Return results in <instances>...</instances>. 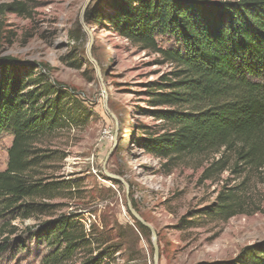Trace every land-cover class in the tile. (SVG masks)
<instances>
[{"label":"rangeland","instance_id":"rangeland-1","mask_svg":"<svg viewBox=\"0 0 264 264\" xmlns=\"http://www.w3.org/2000/svg\"><path fill=\"white\" fill-rule=\"evenodd\" d=\"M14 1L24 4L23 12L3 11V5ZM109 3L0 0V57L47 66L51 79L73 89L87 117L35 143L36 148L57 152L52 159L40 161L35 177L72 181L75 191L68 197H36L37 202L57 207L24 221L0 205V230L6 229L1 235H9L13 225L18 228L9 236V248L0 253V264H43L51 248L28 240L25 226L63 213H78L87 227L98 225L101 238L119 245L116 264H154L151 232L137 228L127 210V193L129 198L133 194L138 213L156 231L159 264L237 262L246 246L264 240V165L244 167L239 162L238 172H233L236 156L228 151V168L219 173L211 164L220 153H191L168 160L139 145L144 135L139 133L140 124L163 131L159 129L163 122L151 114L161 107L149 102V89L173 67L119 35L108 22H95L97 13L104 20L113 13ZM11 142V133L0 132V171L6 167ZM104 164L107 172L124 179L128 189L106 175ZM207 168L211 169L206 177ZM229 188L238 191L243 212L226 220L200 213L194 222L196 211L213 205L219 193ZM15 237L28 242L19 248ZM81 257L83 253H74L65 264Z\"/></svg>","mask_w":264,"mask_h":264},{"label":"trees","instance_id":"trees-1","mask_svg":"<svg viewBox=\"0 0 264 264\" xmlns=\"http://www.w3.org/2000/svg\"><path fill=\"white\" fill-rule=\"evenodd\" d=\"M109 4L113 13L106 20L97 13L95 22H108L119 35L173 67L149 89V102L161 107L151 114L163 122L159 128L163 131L140 124L139 133L144 135L139 145L168 160L220 153L211 164L219 173L228 168V151L236 156L233 172H238L239 162L244 167L263 166L264 0H110ZM2 9L20 13L24 4L14 1ZM28 65L0 57V132L12 134L6 167L0 171V205L6 213L17 212L22 221L56 209V204L37 202L36 197H68L75 191L72 181L35 177L40 161L57 153L36 148L35 143L57 128L87 120L72 88L51 79L50 69L42 63ZM130 199L138 212L132 193ZM239 212H243L239 193L229 188L192 218L195 222L204 213L226 220ZM135 224L149 231L136 219ZM17 229L11 226L7 236L1 235L5 228L0 230V253L9 248V236ZM25 229L28 240L51 248L43 264H65L77 252L83 257L73 264H116L115 254L121 248L101 238L95 223L87 227L78 213H63ZM28 240L13 239L19 248ZM211 264H264V240L246 246L237 262Z\"/></svg>","mask_w":264,"mask_h":264},{"label":"water","instance_id":"water-1","mask_svg":"<svg viewBox=\"0 0 264 264\" xmlns=\"http://www.w3.org/2000/svg\"><path fill=\"white\" fill-rule=\"evenodd\" d=\"M110 151H109V153H110ZM107 159H108V155H107V157L105 159V164H106ZM105 164H104V170H105L106 175L109 176L112 179L119 180L128 189V184L124 181V179L122 177H120L118 175H115V174H111V173L106 171V165ZM126 199H127V208H128V211L131 213V215L136 220H138L140 223H142L144 226L149 228V230L151 232V235H152V243H153V248H154V264H159V246H158V243H157L155 229L149 223L145 222L142 219V217L140 216V214L134 209V207L132 206L131 199L128 196V193H127Z\"/></svg>","mask_w":264,"mask_h":264}]
</instances>
